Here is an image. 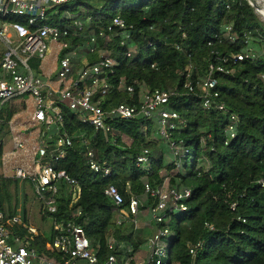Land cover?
<instances>
[{"label": "trees", "instance_id": "obj_1", "mask_svg": "<svg viewBox=\"0 0 264 264\" xmlns=\"http://www.w3.org/2000/svg\"><path fill=\"white\" fill-rule=\"evenodd\" d=\"M253 2L80 0L50 7V25L70 26L66 53L79 47L97 49L115 61V74L109 81L116 86L123 81L125 88L106 99L104 108L136 105L144 92L164 89L176 93L170 107L181 120L170 131L171 140L179 146L176 156L155 121H121L114 123L115 134H103L66 112L68 133L85 132L97 159L109 164L113 176L92 173L84 148L77 145L69 152L61 166L79 182L81 196L71 205V193L63 188L57 213L46 212L42 219L45 229L35 243L39 253L61 261L62 255L46 250L55 239L54 225L80 213L76 224L85 230L99 264L112 254L126 263L128 246L136 253L141 242L134 239V218L124 217L122 211H127L132 195H144L146 184L154 189L167 184L192 195L185 201L187 212L169 207L168 220L160 225L172 231L166 240L168 264H264V21ZM65 12L74 17L61 19ZM117 17L126 29L114 26ZM78 21L84 25L82 31L74 27ZM248 52L254 57L236 63L231 59ZM89 59L94 63L97 57ZM210 78L217 85L208 92L211 107L207 109L202 87ZM128 87L134 88L133 97ZM221 105L225 111L218 110ZM20 109L13 103L4 105L0 157L8 139V122ZM146 149L150 165L138 167L137 158ZM13 184L18 181L0 176V212L9 216L19 214L18 207L12 206ZM110 184L123 195L122 208H116L105 195ZM145 197L149 199L145 208L150 210L157 200ZM22 213L27 221L26 208ZM149 226L152 237L159 227Z\"/></svg>", "mask_w": 264, "mask_h": 264}, {"label": "built area", "instance_id": "obj_2", "mask_svg": "<svg viewBox=\"0 0 264 264\" xmlns=\"http://www.w3.org/2000/svg\"><path fill=\"white\" fill-rule=\"evenodd\" d=\"M77 1L80 0H0V124L4 105L13 103L21 108L8 122L9 134L0 157V171L6 179L29 184L41 204L43 216L46 212L57 213L63 188L71 193V205L80 199L79 182L61 166L75 146L85 149L87 166L92 173L103 178L113 176L109 164L97 159L91 149V138L85 132L73 136L68 133L66 112L73 113L80 124L103 134H115L114 123L121 121H155L163 140L170 143L176 156L179 155V146L170 136V131L176 130L181 120L178 112L170 107L175 92L148 91L136 105L122 103L106 109L105 100L125 88L123 81L118 86L109 81L115 74V61L97 49L89 51L79 47L66 53L70 26L50 25L49 9ZM255 11L262 15L256 7ZM113 24L120 29L127 28L119 17ZM74 27L82 31L84 25L78 21ZM95 40L93 36L91 42ZM88 53L97 57L94 63L90 62ZM251 57L254 55L248 52L231 56V59L236 63ZM191 69V66L187 69L188 77ZM216 85L217 81L210 78L202 87V92L207 93L204 104L207 109L211 107L208 92ZM127 91L134 96L133 87H128ZM218 110L226 109L221 105ZM231 119L236 121L235 117ZM233 129L230 126L231 132ZM150 162V151L146 149L137 158L136 165L145 167ZM261 185L264 187V180ZM105 195L116 208L124 206L123 195L116 185L110 184ZM147 195L157 200L149 211L152 222L159 227L149 240L151 256L147 264H165L169 252L166 240L172 237V231L160 225L168 220L169 207L176 212H187L185 201L192 195L188 190L179 191L167 184L155 189L146 184L143 196ZM143 208L141 197L132 195L127 211L122 214L136 220ZM78 216L80 213L68 222L54 225L55 239L46 250L62 255L59 261L35 248L41 234L37 226L19 215L0 212V264H77L78 261L99 264L98 253L93 250L85 230L76 224ZM109 248L114 250V245ZM191 253L196 255L197 252L193 249ZM103 264L125 263L112 254Z\"/></svg>", "mask_w": 264, "mask_h": 264}, {"label": "rangeland", "instance_id": "obj_3", "mask_svg": "<svg viewBox=\"0 0 264 264\" xmlns=\"http://www.w3.org/2000/svg\"><path fill=\"white\" fill-rule=\"evenodd\" d=\"M254 1L255 2H253V4L256 8H258L260 11L264 10L263 0H254ZM65 17L73 18L74 16L72 13L65 12L62 14L61 19ZM260 18L262 21H264L263 15H260ZM257 49H258L256 50L257 52H260L262 50L259 47ZM0 176L4 178V176L1 174V171H0ZM10 191L11 194L13 195L12 206L13 209H15V207H18V211H19L18 215L22 217L23 208H26L28 212V216L30 217V219L28 217L29 221L33 223L35 226H37L40 230L45 229L42 222L44 216L42 215L41 212V204L36 199L34 192L31 190L29 184L23 181H18L17 185L13 184L11 186ZM141 200L144 204V208L142 209L140 215L138 216V219L133 221V226L135 228L134 239L136 242H141V245L136 253L133 252L131 245L128 246V254L125 256V262H126L125 264L130 263L131 260L136 261V263L138 264H145V263L147 264L151 256V247L149 243L151 236L149 235L150 234L149 232L153 228H151V226L149 225L150 224L155 225V224L151 220V214L149 213V209L145 208L147 202H149V199H146L145 196H142ZM46 228L48 229V227ZM138 232H142V234L140 235ZM130 255L133 256L131 257ZM79 263L86 264L85 261H78L77 264ZM165 264H168V259L165 260Z\"/></svg>", "mask_w": 264, "mask_h": 264}, {"label": "crops", "instance_id": "obj_4", "mask_svg": "<svg viewBox=\"0 0 264 264\" xmlns=\"http://www.w3.org/2000/svg\"><path fill=\"white\" fill-rule=\"evenodd\" d=\"M41 212H42V207H41ZM28 217H29V216H28V212H27V219H28ZM29 219H30V217H29ZM29 219H28V220H29ZM32 224H33V223H32ZM33 225H34V224H33ZM135 263H136V261H135ZM139 263H140V262H139ZM79 264H80V263H79ZM136 264H138V263H136Z\"/></svg>", "mask_w": 264, "mask_h": 264}, {"label": "bare ground", "instance_id": "obj_5", "mask_svg": "<svg viewBox=\"0 0 264 264\" xmlns=\"http://www.w3.org/2000/svg\"><path fill=\"white\" fill-rule=\"evenodd\" d=\"M264 1V0H263ZM261 14L264 16V10L261 11Z\"/></svg>", "mask_w": 264, "mask_h": 264}]
</instances>
